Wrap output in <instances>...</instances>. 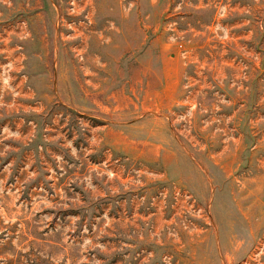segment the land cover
I'll list each match as a JSON object with an SVG mask.
<instances>
[{
	"label": "rangeland",
	"instance_id": "obj_1",
	"mask_svg": "<svg viewBox=\"0 0 264 264\" xmlns=\"http://www.w3.org/2000/svg\"><path fill=\"white\" fill-rule=\"evenodd\" d=\"M0 264H264V0H0Z\"/></svg>",
	"mask_w": 264,
	"mask_h": 264
}]
</instances>
